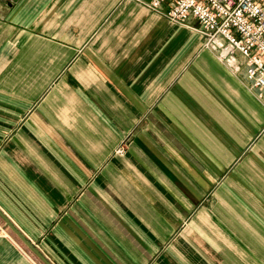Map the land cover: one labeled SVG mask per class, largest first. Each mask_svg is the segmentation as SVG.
I'll use <instances>...</instances> for the list:
<instances>
[{
    "label": "crops",
    "instance_id": "1",
    "mask_svg": "<svg viewBox=\"0 0 264 264\" xmlns=\"http://www.w3.org/2000/svg\"><path fill=\"white\" fill-rule=\"evenodd\" d=\"M151 2L0 0V210L53 264H264V91Z\"/></svg>",
    "mask_w": 264,
    "mask_h": 264
},
{
    "label": "built area",
    "instance_id": "2",
    "mask_svg": "<svg viewBox=\"0 0 264 264\" xmlns=\"http://www.w3.org/2000/svg\"><path fill=\"white\" fill-rule=\"evenodd\" d=\"M165 0H152L158 8ZM166 16L175 23L198 22L204 46L234 71L242 68L264 91V0H169ZM121 151V150H120Z\"/></svg>",
    "mask_w": 264,
    "mask_h": 264
},
{
    "label": "water",
    "instance_id": "3",
    "mask_svg": "<svg viewBox=\"0 0 264 264\" xmlns=\"http://www.w3.org/2000/svg\"><path fill=\"white\" fill-rule=\"evenodd\" d=\"M0 216L5 220L6 224L11 230L20 238V240L26 245V247L33 252L44 264H53L40 250L29 240L26 235L18 229L14 223L0 210Z\"/></svg>",
    "mask_w": 264,
    "mask_h": 264
},
{
    "label": "rangeland",
    "instance_id": "4",
    "mask_svg": "<svg viewBox=\"0 0 264 264\" xmlns=\"http://www.w3.org/2000/svg\"><path fill=\"white\" fill-rule=\"evenodd\" d=\"M186 23V22H185ZM118 151H120V150H118ZM35 255V254H34ZM36 256V255H35ZM37 257V256H36ZM38 258V257H37ZM38 260H39V262L41 263V264H44L39 258H38Z\"/></svg>",
    "mask_w": 264,
    "mask_h": 264
}]
</instances>
